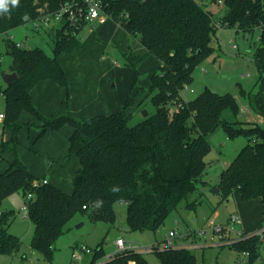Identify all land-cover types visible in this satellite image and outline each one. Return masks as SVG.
Wrapping results in <instances>:
<instances>
[{"label": "trees", "instance_id": "1", "mask_svg": "<svg viewBox=\"0 0 264 264\" xmlns=\"http://www.w3.org/2000/svg\"><path fill=\"white\" fill-rule=\"evenodd\" d=\"M69 0H19L0 14V32L7 33L32 22L36 24L39 10H55ZM106 11L126 33L146 49L147 54L136 55L127 48L123 53L126 65L133 70L134 81L120 111L83 118L70 111L54 116L43 115L32 100V90L39 82L51 80L67 91L68 78L59 62L62 54L81 56L89 51L99 37L93 30L85 40L78 39L80 28L63 25L55 30L53 56L41 48L25 49L5 41L12 56L10 72L17 75L9 85L0 84L4 98L3 126L12 130L7 141L0 143L1 152L10 150L14 159L0 172V206L16 192L33 194L28 202V216L34 225L31 246L47 259L56 240L78 213L90 212L93 221L114 222L115 205L127 206V224L131 232L155 231L165 224L182 201L189 202L203 181L205 157L212 149L208 135L222 127L228 138L243 136L246 145L222 171L218 188L223 200L236 196L243 202L258 201L264 225V127L238 119L242 112L237 97L218 94L206 88L194 99L185 101L182 92L194 81L196 67L213 51L212 37L216 24L221 29H235L243 37L259 30L253 60L259 78L255 93L242 91L248 109L264 122V5L263 0H104ZM222 8L217 22L211 6ZM53 30V31H54ZM147 55L160 62L157 73L150 77L147 89L136 87L139 67ZM155 107L135 125V114L145 110V101ZM177 105L175 111L171 110ZM173 111V112H172ZM229 112L235 119L224 118ZM23 113L31 115L38 125L36 142L49 130L61 133L70 126L67 160L76 156L80 167L71 176L72 191L67 192L46 178L34 175L20 160L18 149L24 127ZM243 113V112H242ZM51 165V163H50ZM97 202H101L98 206ZM0 255L19 251L21 240L9 232L14 211L0 208ZM260 245L257 237L239 241L233 247L255 254ZM162 264H197L191 249L167 248L157 253ZM104 257L100 246L92 257L95 263ZM253 261V260H252ZM104 264H151L144 253L126 250L104 260Z\"/></svg>", "mask_w": 264, "mask_h": 264}, {"label": "rangeland", "instance_id": "2", "mask_svg": "<svg viewBox=\"0 0 264 264\" xmlns=\"http://www.w3.org/2000/svg\"><path fill=\"white\" fill-rule=\"evenodd\" d=\"M210 10L214 13L215 20L219 22L224 9L211 6ZM111 23L117 24L111 18H107L103 24L89 23L78 33V39L85 41L90 37L93 30L100 34L98 25H103L102 27L105 31L102 34L104 37L100 36V44L93 49V54H90V52L87 55L88 57L90 56V59L85 60V62L92 61L96 63L97 60H107L112 68H116L111 71L110 69L105 70L94 65L93 67L86 66L85 75L92 79H110L109 86L114 84L113 90L119 93H122L123 90L129 92L134 80L133 78L131 79L133 70L126 65L121 48L117 45L118 42L113 40L115 37L119 39L129 36L124 29L119 30L115 36L116 31L110 27ZM216 28V35L212 37L211 42L214 48L212 54L198 64L194 72V81L183 90L182 97L185 101L192 100L208 88L221 95L232 94L237 97L241 108L248 109L247 101L243 97L242 91L255 93L258 90L257 81L259 74L253 60V52H255L258 44L259 30L245 38L242 32L237 33L233 28L220 29L217 24ZM53 30L52 28L45 29L42 26L39 29H35V24L29 22L12 30L10 34L14 36L15 42L23 43L22 45L25 49L39 47L49 56H53L55 47V30ZM111 43H115L116 46ZM0 58V74L4 71L8 73L12 63V56L7 52L5 42L0 43ZM70 58V56L67 58V55L62 57L65 60L64 64L69 70L68 77L72 79V77H75L76 69L71 64L72 60ZM116 62L118 64H115ZM113 63L115 65H112ZM111 78H113L112 81ZM149 82L150 72L142 68L136 87L147 89ZM0 84L2 86L5 85L1 76ZM145 104V110L149 114L155 113L156 109L150 103L149 98L145 101ZM4 105V98L0 95V112L4 110ZM175 109H177V105L171 107V110L175 111ZM143 117V110L137 112L130 125H135ZM224 118L231 121L235 119L229 112L224 114ZM238 119L243 122H254L257 120L264 127L263 120H258L249 109L244 114L241 112ZM208 140L212 145V149L205 157L206 170L203 173V181L188 200L195 204V209L186 208L187 200L182 201L178 208L166 219L165 224L161 225L156 232L152 230L131 232L127 224V206L124 203H117L115 205L116 220L112 223L93 221L90 218V212L78 213L74 216L64 229V233L54 243L51 250V258L47 259L41 253L32 249L31 241L34 225L29 216H23L20 211L24 203L28 201V197L21 191L12 194L2 202L0 208L2 212H15L9 232L17 236L21 240L22 245L19 251L13 255H0V264H72L74 261L72 253L77 249L74 248L77 245L78 248L85 245L92 252L83 255L80 261L75 262L76 264H104L105 259L117 252L115 242L119 237H123L128 244L140 248L141 246H152L156 243L165 242L168 234H170L169 232L173 229L178 232V237L175 239L177 244L201 243L200 248L191 249L197 256V264H239L238 259L241 256V250L233 246L244 239V234H248L257 228L259 220H255V218L259 219L260 215H262L261 204L258 201L246 203L236 196H230L228 200H223L220 194L213 192V189L218 186L220 175L224 168L235 159L246 145V138L243 136L228 138L225 130L219 127L208 135ZM238 214L241 216L242 222L243 220L251 222L255 227H244L242 223L236 228L238 232L246 231V233L240 234L241 237H239V234L231 233L232 238H238L234 239L231 244L221 246L212 244L216 240L213 238V233L206 219L210 215H214L217 219V225L227 226L230 218ZM201 229L206 230L202 236L198 233ZM100 246H102L105 256L99 257L93 263L91 261L92 257ZM262 248L263 251L260 253L262 260H255L252 264H264V244ZM161 250L164 249H154V251L144 253V255L149 263L162 264L157 255Z\"/></svg>", "mask_w": 264, "mask_h": 264}, {"label": "crops", "instance_id": "3", "mask_svg": "<svg viewBox=\"0 0 264 264\" xmlns=\"http://www.w3.org/2000/svg\"><path fill=\"white\" fill-rule=\"evenodd\" d=\"M96 23L103 24L104 22ZM102 26L103 25H98L100 34L96 32L99 41L100 36L102 38L104 37L102 32L105 30ZM110 27L116 31L115 36L119 30H123L119 24L111 23ZM113 40L118 42L117 45L120 46L119 48H121L122 53H124L127 48L131 47L136 55L147 54L146 49L140 42L132 39L130 36L119 39L115 37ZM99 41L81 56L67 53L60 56L59 62L65 69L68 78V100L67 91L54 81L43 80L34 87L32 90V100L34 105H36L35 107H37L43 115L54 117L70 111L75 117L83 118L98 114H109L121 110L130 91L123 90V94L119 93L112 89L114 84L109 86L110 79H92L85 75L87 70L86 66L93 67L94 65L105 70L110 69L111 71L116 69L112 68L107 60H97L96 63L92 61L85 62V60L90 59V56L88 57L87 55H89L90 52V54H93V49L100 44ZM111 44L116 46L115 43ZM65 55H67V58L69 56L71 57V64L76 69L75 77H72V79L68 77L69 70L64 64L65 60L62 59ZM115 64L118 63L116 62ZM115 64L113 63L112 65ZM142 68L149 71L151 77L154 73L159 71L160 62L155 57L147 55L143 64L140 65L139 71H141ZM71 70H73V68H71ZM113 78H111V81ZM132 78L134 79L133 72L131 75V79ZM20 120L22 123L28 122L32 125L30 127H24V129L21 130L20 146L18 149L20 160L37 177L46 176L49 183L67 192H71L72 186L69 184V180L72 174L80 167L79 160L76 156L72 157L69 161L66 159L70 145L69 136L72 133V128L66 125L61 133L49 130L42 138L35 142L34 138L39 133V130L35 127V125H38V122L27 113H23ZM11 135L12 130L9 127H4L3 120H0L1 141H7ZM1 156L4 158V162L1 164L2 166L0 165V172L5 170L8 167V162L14 159V154L10 150L1 152ZM213 216L210 215L209 217ZM255 220H259L260 225L262 215H260L259 219L255 218ZM253 225V223L243 220L244 227L248 226V228H254L255 226ZM77 246L74 248H77Z\"/></svg>", "mask_w": 264, "mask_h": 264}, {"label": "built area", "instance_id": "4", "mask_svg": "<svg viewBox=\"0 0 264 264\" xmlns=\"http://www.w3.org/2000/svg\"><path fill=\"white\" fill-rule=\"evenodd\" d=\"M106 5L104 3V0H69L66 1L61 7L55 10H46L45 8H41L39 10V16L37 17V21L35 24V29H39L40 26L44 27L45 29H56L61 28L63 25H69L73 28H80L81 26L84 27L86 24L99 22L103 23L106 21L107 18H110L109 13H107ZM218 28H220V24L217 25ZM82 29V28H81ZM80 29V30H81ZM221 29V28H220ZM11 32V31H10ZM8 31L7 33H1L0 32V43L8 41L15 44L19 48H24L23 43H17L14 40V36L10 34ZM236 48V46H234ZM1 61V58H0ZM0 95L3 96L2 92L0 91ZM248 109L242 108L243 114L247 112ZM4 119V114L0 113V120ZM49 180L47 178H44L42 180V183L46 184ZM28 201L24 203V205L21 207L20 211L23 216H27L28 214V208L29 204L28 202L33 199V194L27 195ZM1 214V211H0ZM207 220V224L209 225V228L211 229L213 233V238L216 240V242L213 241L212 244H215L217 246L221 245H229L231 244L234 239L238 238H232L231 233L242 234L243 232L246 233V231L238 232L236 230L237 226L241 225L242 218L241 216L234 215L230 218L227 226L217 225L216 224V216L209 217ZM208 230V228H207ZM206 232L205 229H201L198 231L200 236L204 235ZM167 236V240L162 243H156L152 246H141L140 248L138 246L128 244L123 237H119L115 244L117 247V252H123L126 250H135L141 253H148L150 251H154V249H167V248H185V249H193V248H200L201 243L198 244H177L175 242V239L178 237L177 230L173 229L169 232ZM231 237V238H227ZM243 240H248L253 237H257L259 239L260 245L258 246L257 252L253 255V253L249 250H245L241 252V256L238 259L239 264H252L255 260L261 261L262 256L260 253L263 251V244H264V225L256 228L252 232H249L248 234L243 235ZM92 251L90 248H88L85 245H82L72 253V259L74 260L72 264H76L75 262L80 261L83 258V255L90 254ZM115 253L111 254L114 255ZM110 255V256H111ZM109 256V257H110ZM253 260V261H252Z\"/></svg>", "mask_w": 264, "mask_h": 264}, {"label": "water", "instance_id": "5", "mask_svg": "<svg viewBox=\"0 0 264 264\" xmlns=\"http://www.w3.org/2000/svg\"><path fill=\"white\" fill-rule=\"evenodd\" d=\"M17 75L18 74L14 73V72H8L7 73L5 71L4 72H1V74H0L3 82L5 84H7V85L11 84L16 79ZM148 114L149 113L146 110H143V116L144 117H147ZM72 181H73L72 178H70L69 182H72ZM213 192H215L217 194L220 193V190H219L218 186L213 189Z\"/></svg>", "mask_w": 264, "mask_h": 264}, {"label": "clouds", "instance_id": "6", "mask_svg": "<svg viewBox=\"0 0 264 264\" xmlns=\"http://www.w3.org/2000/svg\"><path fill=\"white\" fill-rule=\"evenodd\" d=\"M9 5L16 7L19 5V0H0V14L6 13L9 10ZM98 206L101 202H97Z\"/></svg>", "mask_w": 264, "mask_h": 264}]
</instances>
